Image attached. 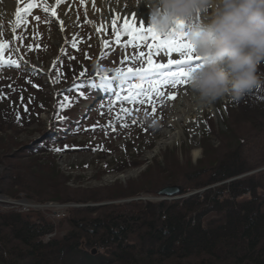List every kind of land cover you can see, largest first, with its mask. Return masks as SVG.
Here are the masks:
<instances>
[{"label": "rangeland", "instance_id": "rangeland-1", "mask_svg": "<svg viewBox=\"0 0 264 264\" xmlns=\"http://www.w3.org/2000/svg\"><path fill=\"white\" fill-rule=\"evenodd\" d=\"M31 2L36 6L24 14ZM45 6L48 13L43 10ZM53 6L56 11L66 8L69 21L64 31H58L61 28L56 22L58 13L51 17L52 8L41 0H30L20 6L23 21L19 26L15 22V32L14 28L9 29L8 22L0 23V43L7 44L0 59L16 61L19 65L0 67V113L8 117L9 126L16 127L3 133L6 140L12 138L16 145L31 146L25 152L13 148L6 154L9 169L6 173L12 176L15 170L19 173L28 170L30 173L25 178L33 189L53 183L63 205L52 204L49 198L32 201L14 189L16 198L0 194V213L41 215L54 229L43 238L42 242H47L62 238L69 229V217L85 208L93 209L91 217L95 218L100 213L95 211L106 212L104 207L112 205L132 201L173 203L199 193L183 181V174L195 172L200 166L209 170L210 165L221 161L223 151L235 149L240 139L246 141L254 128L252 112L239 107L244 105L240 100L229 98L197 109L188 85L162 89L166 95L176 93L177 99L168 101L166 95L160 99L154 97V115L152 105L147 102L133 104L117 100L115 93L120 91L117 86L120 82L114 80L111 88L101 87L100 76L115 77L118 68L146 66L148 48L125 47L128 37L123 35L117 44L111 26L97 33L91 23L85 22L81 0H62ZM104 41L108 46L102 49ZM73 43L76 48L72 47ZM139 52L144 53L143 58L138 57ZM174 57L179 59L175 54ZM257 76L261 83L250 93H256L260 101L264 93V62L258 66ZM128 83H138V78L130 77L121 87L126 89ZM126 95L121 92L122 97ZM182 109L184 112L179 113ZM227 145H230L228 149ZM246 149L250 159L257 156L256 148ZM35 162L37 168L30 169ZM47 167L57 168L59 176L55 180L49 179ZM177 178V186H168L169 181ZM159 188L179 190L168 196L160 194ZM51 190L42 187L46 195ZM135 191L140 195L116 197ZM91 194L92 201H73L83 197L88 200L87 195ZM212 216L213 213L210 219ZM210 219L203 220L205 227ZM83 250L82 253L91 255L106 253L96 245L90 248L83 244ZM74 258L67 263H74ZM191 263L195 262H188Z\"/></svg>", "mask_w": 264, "mask_h": 264}, {"label": "trees", "instance_id": "trees-1", "mask_svg": "<svg viewBox=\"0 0 264 264\" xmlns=\"http://www.w3.org/2000/svg\"><path fill=\"white\" fill-rule=\"evenodd\" d=\"M255 96L249 93L240 99L244 105L239 104L255 118L256 128L248 133V139H240L235 149L223 151L221 161L209 170L200 166L183 174V181L199 193L173 203L112 205L104 207L106 212L95 211L100 212L95 218L91 217L93 209L85 208L69 217V229L62 238L47 242H42L43 238L54 229L41 215L0 213V264H264V93L260 101ZM7 118L0 113V194L16 198L17 189L32 201L49 198L60 203L62 198L53 183L33 189L25 178L28 170L22 172L24 175L17 170L12 176L6 173V154L13 148L22 152L31 148L16 145L12 138L6 140L3 133L15 127L9 126ZM247 146L256 148L257 156L250 159ZM37 166L35 162L29 168ZM56 169L47 167L50 180L56 179ZM178 182V178L173 179L168 186ZM47 186L52 189L48 195L42 191ZM122 194L116 197L132 198L139 193ZM87 199L73 201H92L93 195ZM208 218L205 227L203 220ZM83 244L90 248L96 245L106 253H82ZM71 258L76 261L67 263Z\"/></svg>", "mask_w": 264, "mask_h": 264}, {"label": "clouds", "instance_id": "clouds-1", "mask_svg": "<svg viewBox=\"0 0 264 264\" xmlns=\"http://www.w3.org/2000/svg\"><path fill=\"white\" fill-rule=\"evenodd\" d=\"M149 24L166 35L183 22V33L200 57L190 72L192 99L205 107L239 101L261 83L264 62V0H143Z\"/></svg>", "mask_w": 264, "mask_h": 264}, {"label": "snow or ice", "instance_id": "snow-or-ice-1", "mask_svg": "<svg viewBox=\"0 0 264 264\" xmlns=\"http://www.w3.org/2000/svg\"><path fill=\"white\" fill-rule=\"evenodd\" d=\"M50 2V0H49ZM62 0H55L56 5H59ZM84 3V0H81ZM35 3L31 2L27 4V8L24 9V14L28 12L31 8L35 7ZM93 10H97V0H93ZM45 13L49 12L47 6L43 8ZM16 24L19 26L23 21V14L20 7L15 9ZM51 17L57 16V11L55 6L52 7L50 12ZM130 20L128 17H116L112 19L111 33L116 37V43H120V36L123 35L128 37V44L125 47L131 46L133 48H139L144 45L148 48L146 66L127 70L116 69V76L109 77L105 75L100 76L102 81L101 87L111 88L113 81L118 80L120 83L117 85L120 87V91L115 93L117 100L124 99L128 103L133 104H144L147 102L152 105V114L156 113V106L154 97L157 99L164 98L165 92L162 90L165 87H171L172 89L177 88L180 85H188L190 72L200 66V57L193 54V49L191 43L185 39V34L183 33V22H177V29L172 32L162 35L157 32L151 25L147 28L141 23L137 26L136 19L133 15ZM39 20V17H35ZM122 20V25H119L118 21ZM85 22L91 23L92 21L85 17ZM61 28L64 30V22L59 21ZM97 33L103 31L102 26L96 27ZM15 32V28L13 29ZM19 39V37H14ZM148 41H151L150 43ZM107 41L102 42V49L106 48ZM7 47L6 43H0V56L3 54V50ZM36 47H39L37 45ZM73 48H76V44H72ZM29 50H32V46H29ZM78 50V49H77ZM63 52V50H62ZM179 56V59L174 57ZM87 57V54H85ZM138 57L143 58L144 53L139 52ZM166 57V62H157V59H162ZM18 67L16 61L8 60L5 61L0 59V67ZM130 77L138 78V83H128L127 88L121 87L125 82L129 80ZM121 92H126L127 95L122 97ZM168 101H175L177 99L176 93H169L166 95ZM63 106V105H62ZM123 111L127 112V109ZM148 115V113H145ZM135 123V121H133ZM126 127L127 125H121Z\"/></svg>", "mask_w": 264, "mask_h": 264}, {"label": "bare ground", "instance_id": "bare-ground-1", "mask_svg": "<svg viewBox=\"0 0 264 264\" xmlns=\"http://www.w3.org/2000/svg\"><path fill=\"white\" fill-rule=\"evenodd\" d=\"M29 1L30 0H0V17H1L0 23L2 21H6L9 24V29L14 28L16 22L15 9L17 7H20L23 3H27ZM41 1H45L50 8H52L53 5L55 4V0H50V2L49 0H41ZM92 5H93V0H84L85 17L87 16V19L92 21L91 25L93 29H96L97 26H102L103 30L107 28L110 29L109 27L110 26L112 27L111 24L112 19L119 16V17H128L131 20L132 19L131 15H133L134 18L136 19L137 26H139L141 23L143 24V26L146 27L150 25L149 24L150 8L145 6L143 0H97V10H93ZM65 10L66 8H59V10H57L59 19L56 20L57 23H59V21L64 22V30L67 22L69 21L67 15L65 14ZM70 12L71 10L69 11V13ZM118 23H119L118 26L122 25L123 21L119 20ZM0 29L2 31L1 27ZM58 31H60V29ZM39 32L42 33V30H40ZM194 105L197 107V109L200 108V106L196 104ZM192 108L194 109V106ZM193 109L191 111H193ZM183 112L184 109L179 111V113H183ZM174 139L175 140L178 139V136L174 135ZM51 203L57 206L63 205L58 202H51Z\"/></svg>", "mask_w": 264, "mask_h": 264}, {"label": "water", "instance_id": "water-1", "mask_svg": "<svg viewBox=\"0 0 264 264\" xmlns=\"http://www.w3.org/2000/svg\"><path fill=\"white\" fill-rule=\"evenodd\" d=\"M178 192V189L175 188V189H167V190H164L162 191L160 194H164V195H168V196H172L174 195L175 193Z\"/></svg>", "mask_w": 264, "mask_h": 264}]
</instances>
